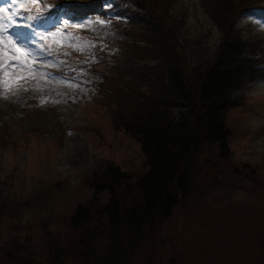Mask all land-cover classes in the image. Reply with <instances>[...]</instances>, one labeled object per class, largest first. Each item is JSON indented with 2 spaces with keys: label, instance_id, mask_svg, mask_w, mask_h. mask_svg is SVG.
Here are the masks:
<instances>
[{
  "label": "rangeland",
  "instance_id": "rangeland-1",
  "mask_svg": "<svg viewBox=\"0 0 264 264\" xmlns=\"http://www.w3.org/2000/svg\"><path fill=\"white\" fill-rule=\"evenodd\" d=\"M53 1L41 0L38 5L46 10ZM136 1L152 17L164 19L167 33L182 27L191 62H199L204 53V62L212 64L218 45L235 36L229 35L228 9H234L230 22L246 44L264 35L262 13L238 16L244 0H223L230 7L221 11L222 26L212 20L219 11L216 0L207 4L206 0ZM10 3L0 1V8ZM6 15L13 18L8 22L12 31H24L32 24L28 17L36 16ZM101 20L87 17L73 22L88 27L77 28L81 33L68 29L80 39L65 40L63 47L56 48L54 66L45 68L55 79L36 74L16 93L0 85V264H47L51 240L47 232L57 234L56 242L70 264L67 216L82 203L98 217L101 204L96 199L90 202L94 195L86 179L91 172L109 163L134 177L146 169L140 145L113 125L114 109L99 97L101 75L65 47L76 43L89 53L95 41L84 33L107 36ZM64 21L57 23L62 26ZM43 28L56 30L52 23ZM118 47L122 51L119 43L107 48ZM108 89L104 87L105 94ZM236 97L242 104L226 117L230 158H216L218 148L202 153L198 160L202 169L187 205L177 207L167 221L147 233L145 248L134 252L129 264H264V232L259 233L264 229V76L244 85ZM42 100L47 102L41 104ZM102 196L104 202L107 192ZM14 238L18 249L9 244ZM7 250L13 254L7 257Z\"/></svg>",
  "mask_w": 264,
  "mask_h": 264
},
{
  "label": "trees",
  "instance_id": "trees-1",
  "mask_svg": "<svg viewBox=\"0 0 264 264\" xmlns=\"http://www.w3.org/2000/svg\"><path fill=\"white\" fill-rule=\"evenodd\" d=\"M64 2L58 0L57 6ZM68 2L85 5L75 10V19L102 17L107 32L117 37L104 41L123 47L118 51L119 47L95 46L89 54L70 50L101 75L99 97L114 109L113 125L140 145L146 166L135 177L112 163L94 169L86 184L94 195L90 202L101 201L98 217L88 205L77 203L67 216L68 243L73 260L80 264H129L134 252L145 248L147 233L167 221L177 207L187 205L202 169L198 164L202 153L218 148L216 158H230L227 113L242 104L236 102V93L264 76V35L246 44L230 22L234 9L225 11L230 5L216 0L219 11L212 20L222 26L225 11L229 35L235 36L218 45L212 64L204 62V53L199 62H191L182 27L167 33L164 19L152 17L136 0ZM250 9L264 13V0H244L238 16ZM104 87L109 88L106 94ZM104 192L108 197L102 202ZM47 234L51 238L47 264H67L57 234ZM9 244L20 247L15 238ZM12 254L7 250V257Z\"/></svg>",
  "mask_w": 264,
  "mask_h": 264
},
{
  "label": "snow or ice",
  "instance_id": "snow-or-ice-1",
  "mask_svg": "<svg viewBox=\"0 0 264 264\" xmlns=\"http://www.w3.org/2000/svg\"><path fill=\"white\" fill-rule=\"evenodd\" d=\"M18 0H11V3L3 8H0V85L4 91L16 93L30 79H36V74L40 77L49 80L55 77L45 71L47 66L53 65V58L56 55V48L63 47L65 40H79L80 37H74L68 31L71 28H87L86 23L76 24L69 23L65 20L62 24L57 23L60 20L59 14L68 15L71 20L76 18L75 10L83 8L85 5H77L65 0L64 3L55 6V13H49L48 17L29 16L28 19L36 21L35 24L28 25L27 30L12 31V21L9 13L12 5L17 4ZM41 0H24L19 7L23 10L30 11L28 4L37 5ZM38 11V9H37ZM104 24L105 21H98ZM52 23L55 31H49L43 28V25ZM260 26H264V21ZM40 29V30H38ZM69 46L74 49L78 47L76 43H70ZM95 47V45H90ZM83 51V49H80ZM24 88V91H27ZM42 100L41 104L46 103ZM58 102V101H54Z\"/></svg>",
  "mask_w": 264,
  "mask_h": 264
}]
</instances>
